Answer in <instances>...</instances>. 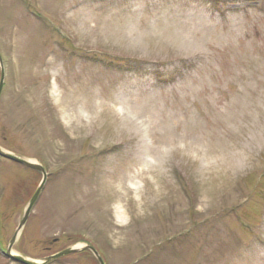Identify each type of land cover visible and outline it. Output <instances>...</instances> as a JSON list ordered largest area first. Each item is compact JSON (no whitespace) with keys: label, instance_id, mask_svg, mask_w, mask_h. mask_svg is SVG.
<instances>
[{"label":"rangeland","instance_id":"1","mask_svg":"<svg viewBox=\"0 0 264 264\" xmlns=\"http://www.w3.org/2000/svg\"><path fill=\"white\" fill-rule=\"evenodd\" d=\"M0 54L13 253L264 264V0H0Z\"/></svg>","mask_w":264,"mask_h":264},{"label":"water","instance_id":"2","mask_svg":"<svg viewBox=\"0 0 264 264\" xmlns=\"http://www.w3.org/2000/svg\"><path fill=\"white\" fill-rule=\"evenodd\" d=\"M0 69H1V75H0V96H1L3 86H4V81H5V68L3 65V58L1 56V54H0ZM0 156L3 158L9 159L11 161H14L16 163L22 164L24 166H27L29 168L38 170V171L42 172V174H43L42 181H41L40 185L38 186L37 190L35 191V193L33 194V196L31 197V199H30V201H29V203L25 209L24 215H23V217H22V219L18 225L16 233L14 234L12 241L10 242V244L8 246L7 251L4 252V256L7 257L8 259H10L12 262H16L18 264H46L47 262H49L51 260L60 258L62 256H65V255H68V254H71L74 252H78L79 250L90 249L96 255L100 264H105L102 257L98 253V251L91 245H86L83 248H77V247L66 248L60 252H57V253L52 254L50 256H47L46 258H44L42 260H33V259L28 258V257L13 253L11 251L13 242L15 241V239L17 238L19 233H21L22 229L24 228V226L28 220V217L31 213V210H32L35 202L37 201L38 197L40 196V194H41V192H42V190H43V188L47 182L48 174H47V172H46V170L42 164H40L36 161H33L31 159L25 158L23 156H19L17 154L8 152V151L2 149L1 147H0Z\"/></svg>","mask_w":264,"mask_h":264},{"label":"bare ground","instance_id":"3","mask_svg":"<svg viewBox=\"0 0 264 264\" xmlns=\"http://www.w3.org/2000/svg\"><path fill=\"white\" fill-rule=\"evenodd\" d=\"M118 209L116 210V218H117V221L122 223V222L125 221V218H124V215H123L122 211L120 209L119 210Z\"/></svg>","mask_w":264,"mask_h":264}]
</instances>
